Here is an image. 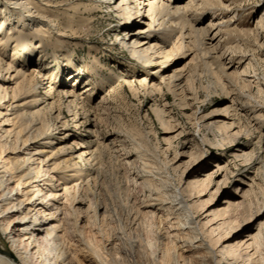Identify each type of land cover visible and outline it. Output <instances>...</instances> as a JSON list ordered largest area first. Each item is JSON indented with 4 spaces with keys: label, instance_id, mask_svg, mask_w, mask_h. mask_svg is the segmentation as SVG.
Returning <instances> with one entry per match:
<instances>
[{
    "label": "bare ground",
    "instance_id": "6f19581e",
    "mask_svg": "<svg viewBox=\"0 0 264 264\" xmlns=\"http://www.w3.org/2000/svg\"><path fill=\"white\" fill-rule=\"evenodd\" d=\"M50 1L0 0V264H264V202L255 210L247 204L253 186L264 191V135L259 130L264 122V103L237 102L241 89L254 82L252 76L247 68L239 74L232 71L234 62L230 58L220 62L211 55L220 42L219 27L224 21L210 20L205 27L201 23L189 24V11L198 9L195 0H98L116 20L114 44L146 72L138 83L150 94L164 86L178 101L183 115L203 127H215L219 138L213 145L207 144L205 154L190 155L182 165L172 166L171 169L181 166L174 182L154 171L144 158V169L133 172L130 178L135 183L152 184L143 208L116 212L100 207L94 214L91 203L76 192L98 176V151L124 149V138L113 132L104 137L106 143L100 141V116L92 107L87 117L71 110L62 115L56 109L51 112L52 124L42 131L41 120L32 118L35 113L52 108L54 96L62 97L66 106L73 105L76 99L82 102L88 87L70 74L69 80L55 88L41 66L28 69L17 60L19 42L14 41L10 59H4L8 57L7 35H24L10 31L2 34L5 25L9 20L27 17L24 22L35 27V32L40 31L43 23L38 21L44 16L38 12L37 3L49 7ZM205 1L228 10L221 0ZM258 26L264 28V14L257 20ZM173 32L178 36L171 42ZM262 45L263 42L259 44ZM195 47L201 49V54L197 49L193 52ZM184 50L190 53L185 52L183 57L192 54L191 62L198 57L211 78L216 80L219 75L223 79L224 82L218 78L221 101L235 105L236 120L222 109L211 111V115L221 117L210 119L194 108L200 101L193 91L192 78L181 68L171 73L169 70L176 63L173 53ZM208 58L219 61L216 70L220 74L213 70V61ZM125 83L134 90L130 80ZM257 84L264 86V81ZM192 107L190 114L184 113ZM160 115V123L168 128L169 120ZM242 116L247 127L263 139L251 148L262 150L261 159L249 165L242 161L250 154L246 151L248 144L238 141L244 133L239 121ZM227 139L232 141L229 158L218 151ZM67 143L74 145L69 149L78 150H68L66 153H70L58 160L57 149ZM189 143L190 140L185 145ZM129 156L126 153L122 159ZM202 160L204 168L196 172ZM230 177L238 185L227 193L222 205L216 206L212 197L227 186ZM146 215L156 224L153 241L143 232Z\"/></svg>",
    "mask_w": 264,
    "mask_h": 264
},
{
    "label": "rangeland",
    "instance_id": "374dc122",
    "mask_svg": "<svg viewBox=\"0 0 264 264\" xmlns=\"http://www.w3.org/2000/svg\"><path fill=\"white\" fill-rule=\"evenodd\" d=\"M194 2V6H197L198 9L196 12L193 9L189 11L190 17L186 19L189 24L201 23L200 26L205 27L210 20L213 22L224 21L223 25L219 27V29L221 28L219 31L220 42L214 49L215 53L211 55L216 56L220 62L230 58L235 67L232 68V71L239 74L247 68V73L252 76L254 82L256 81L250 87L241 89L242 95L237 98V102L251 105L264 103V86L257 84L264 81V28L257 27V20L261 14H264V0H221L220 3L227 6L228 10L217 9L210 2L207 4L205 0H195ZM50 4L52 6L47 7L37 3L38 12L44 16L43 20L38 21L43 23V29L38 32L33 30L35 27H32L29 22L27 24L24 22L27 17L21 18L20 21L9 20L5 25L6 31L2 34L10 31L12 34L18 32L24 33V35L16 36L17 34H14V37L10 34L7 35L6 41L9 44L5 55L8 57L2 56V58L9 60L14 41L19 42L21 46H19L17 60L26 64L27 68L35 65L41 66L42 73H46L55 88L69 80L68 75L70 74L76 75V79L83 83V86L88 87L89 90L85 92L86 97L82 102L76 99L73 105L66 106L62 97L54 96L55 101L52 108L35 113L32 118L41 120V130L44 131L52 124L51 112L56 109L62 115L68 114V111L71 110L76 112L77 116L86 115L87 117L91 107L96 108L100 116L98 124L100 141L106 143L107 140L104 137L118 132L124 138V142H122L124 149H100L98 151L100 155L98 176L89 180L87 187L76 193L91 203L94 214L100 210V207H106L109 211L116 212L132 207L142 209L141 206L146 203L152 192V184L151 182L135 183L130 178L133 172H141L144 169L143 159H148L152 169L158 171V174H164L163 176L170 178L173 182L177 181L181 166L177 169H171V167L177 164L182 165L190 155L205 154V147L216 142L219 132L215 127H203L199 122V124L196 121L195 123L191 122L185 114H182L176 98L164 86L150 94L142 83H138L139 79L146 75V72L139 64L127 57L123 48L114 44L116 20L101 1L51 0ZM22 13L24 12L22 11ZM256 31H258V37H256ZM170 36L171 42H174L178 33L173 32ZM202 37V35L198 37L199 41ZM8 38L10 39L8 40ZM261 42L263 45L260 47ZM196 47L193 48L194 53ZM200 50L197 49L196 52L201 54ZM185 52L189 51L173 53V57H171L173 60L175 59L176 63L169 70L171 73L173 69L181 68L193 79V81L191 79L193 91L197 100L200 101L194 108L199 109L201 114L208 115L210 119L221 117V115H211L210 112L214 109H222L223 112L231 114L232 116H230L236 120L235 105L231 106L230 102L225 99L221 101L223 92L218 83L220 76L217 75L216 80L211 78L199 58L196 57L195 61L191 62L189 59L192 54L183 57ZM241 58L244 59L243 62L239 61ZM211 59L207 60L213 61L211 63L212 68L214 67L213 70L220 74L216 70L220 64L219 61ZM220 78L219 81H223ZM235 78L232 79L233 82L236 81ZM254 78L256 79L254 80ZM126 79L133 83V91L125 83ZM157 80L158 77H156V82ZM194 108L192 107L191 110L184 111V113L190 114ZM241 113L243 114V112ZM159 115L169 120L168 128L160 123ZM239 119L244 133L238 138V141L240 144H248L246 151L250 152L242 161L248 165L253 164L259 157L261 159L262 150L251 148L254 147V143L255 145L258 143L257 140L262 141L263 139H258L259 133L247 127L243 116ZM262 126L259 130L263 136L264 122ZM188 140L190 143L185 145ZM228 140H225V144L221 147L223 149L218 150L225 154L226 158H229V145L232 142H228ZM70 147L73 148L74 145L67 143L57 149L55 157L60 160L71 151L78 150L69 149ZM68 150L70 152L66 153ZM211 151L213 153L216 150ZM126 153L130 154L129 158L122 159ZM201 162L195 167L196 172H201L200 170L204 168L205 160ZM253 171L252 176L255 174ZM91 175L93 176V173ZM237 185V180L230 177L227 186L222 187L212 197V201H217L216 206L222 205L227 193L233 191ZM204 199L211 200L207 196ZM247 201L248 205L250 203V209L255 210L264 202V191L253 186V191L248 194ZM143 217L144 235L153 241L157 230L156 224L150 215ZM262 246L261 249L264 251Z\"/></svg>",
    "mask_w": 264,
    "mask_h": 264
}]
</instances>
